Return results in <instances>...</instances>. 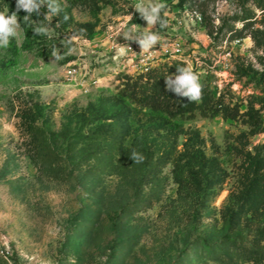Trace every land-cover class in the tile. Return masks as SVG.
<instances>
[{
    "label": "rangeland",
    "instance_id": "374dc122",
    "mask_svg": "<svg viewBox=\"0 0 264 264\" xmlns=\"http://www.w3.org/2000/svg\"><path fill=\"white\" fill-rule=\"evenodd\" d=\"M56 2V16L41 8L25 22L21 10L17 36L0 48V264H69L70 256L98 264L104 255L107 264H223L204 248L228 234L264 246L255 234L264 210L238 212L246 158L264 159V131L222 114L138 109L120 94L121 74L136 73L126 46L141 50L123 34L149 30L138 0ZM154 2L166 5L165 26L151 29L160 36L149 49L157 65L183 62L215 96L242 111L251 101L260 107L264 6ZM15 8L0 0V12ZM41 25L51 38L34 36ZM25 110L36 117L33 133ZM133 149L143 163L129 159ZM224 211L235 213L233 226Z\"/></svg>",
    "mask_w": 264,
    "mask_h": 264
},
{
    "label": "trees",
    "instance_id": "16d2710c",
    "mask_svg": "<svg viewBox=\"0 0 264 264\" xmlns=\"http://www.w3.org/2000/svg\"><path fill=\"white\" fill-rule=\"evenodd\" d=\"M75 4L97 5V0H71ZM258 7L264 6V0H257ZM79 28L90 29V24L75 23ZM183 62L173 60L166 61L160 65H154L146 71L135 74L123 73L120 94L128 98L129 102L138 109H148L152 112H159L176 118H191L197 112L204 116H217L222 114L226 118L242 120L250 127H256L264 131V97L259 96L256 102L260 107H256L253 101L249 102L246 111L241 110L240 103H228L225 95L215 96L210 85L199 80L202 85V99L199 102L188 103L186 99H181L174 93L166 91L164 79L170 74L176 73L177 67H184ZM26 119L30 117L32 121L26 125L29 131L34 132L32 122L35 115L32 110H25ZM29 120V119H28ZM39 151V147H36ZM35 157L32 155V158ZM243 189L241 199L238 204V212L244 216L254 214L264 210V159L248 155L245 162V174L243 175ZM237 212V211H235ZM224 218L230 226L234 224L235 213L225 212ZM256 235L264 237V226L258 228ZM205 251L213 258L223 264H264V246L260 242H248L237 239L228 234L225 240L217 246L207 247Z\"/></svg>",
    "mask_w": 264,
    "mask_h": 264
},
{
    "label": "clouds",
    "instance_id": "9594fccd",
    "mask_svg": "<svg viewBox=\"0 0 264 264\" xmlns=\"http://www.w3.org/2000/svg\"><path fill=\"white\" fill-rule=\"evenodd\" d=\"M41 8H46L45 17L56 16L61 11L60 5L56 0H16L15 11L11 14L0 12V48H7L11 38L17 36V30L20 27L18 20V13L23 10L26 14L23 16L25 22L29 21L33 13L40 14ZM140 17L146 21L149 29L139 35H133V32L123 34L126 41L137 42L142 52L155 47L159 41L160 36L156 31L151 29L155 25L164 27L166 21L161 17V12L166 8L164 3L154 2V0H138L133 7ZM132 16V15H131ZM68 17L65 16L66 20ZM133 25V29H135ZM34 36H48L51 38V29L49 26H34ZM166 91L174 93L181 99H186L188 103L199 102L202 99V85L199 82L198 75L187 66L177 67L176 73L170 74L164 79ZM135 164L144 162L145 157L133 149L129 155ZM98 264H107L108 255L98 256ZM69 264H76V258L70 256L68 258Z\"/></svg>",
    "mask_w": 264,
    "mask_h": 264
},
{
    "label": "built area",
    "instance_id": "2783aa9c",
    "mask_svg": "<svg viewBox=\"0 0 264 264\" xmlns=\"http://www.w3.org/2000/svg\"><path fill=\"white\" fill-rule=\"evenodd\" d=\"M135 49L136 48H134L132 45L126 46V50L132 54L131 62L133 64L134 72L137 73L141 71H146L150 67L157 65L159 63V61L155 60L157 58L158 51L150 52V50H147L142 52V50L136 51ZM180 50H181L180 44L176 43L174 45V52H179ZM78 74H79V70L75 66L70 67L67 70V77L70 79L76 77Z\"/></svg>",
    "mask_w": 264,
    "mask_h": 264
}]
</instances>
